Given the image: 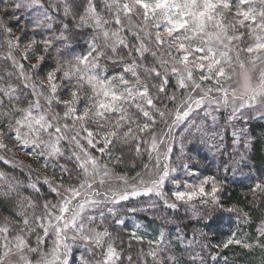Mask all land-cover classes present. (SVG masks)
<instances>
[{
	"label": "snow or ice",
	"instance_id": "snow-or-ice-1",
	"mask_svg": "<svg viewBox=\"0 0 264 264\" xmlns=\"http://www.w3.org/2000/svg\"><path fill=\"white\" fill-rule=\"evenodd\" d=\"M17 11L31 17L24 31L30 24L33 32L50 33L39 40L33 36L22 51L21 37H13L4 19L19 23ZM69 17L71 26L64 22ZM85 28L91 30L87 47L77 51L78 33ZM0 33L7 48L0 56V162L27 167L29 173L25 184L0 170V203L7 202L11 209L10 216L0 219V264H72L77 242L90 257L97 250L100 255L95 261L81 254L80 264H124L104 225L108 216L124 225L117 206L138 197L155 196L171 209L179 202L194 215L198 201L213 211L238 213L248 222V212L236 205L224 207L222 182L214 175L198 177V183L185 180L184 190H179L182 181L174 175L178 168L172 155L174 131L182 125V157L186 136L199 133L201 142L217 137L223 141L219 132L207 130L204 120L197 123L201 111L211 116L213 127L218 119L213 112L221 109L231 108L229 123L244 119L246 112L264 118V0H0ZM53 53L55 67L41 79L42 65ZM30 55L36 61L26 70L22 61ZM228 82L236 86L225 87ZM62 91L67 99H61ZM161 123L165 127L158 130ZM232 136L233 145L250 146L246 128ZM210 147L220 151L223 144ZM125 148L136 157H148L135 176L116 171ZM16 151L52 171L51 177L43 176V183L58 198L55 202L41 192L39 174L36 181L31 179L32 166L15 160ZM180 170L196 175L189 163ZM166 184L177 186L171 197ZM28 189L32 194L24 195ZM250 191L253 198L264 196V181ZM130 239L145 237L133 231ZM164 239L161 231L148 243L159 249ZM178 239L183 242V237ZM230 245L264 254V221L251 242L233 232L217 247ZM148 255L163 264L158 251ZM127 262L132 264L133 257Z\"/></svg>",
	"mask_w": 264,
	"mask_h": 264
},
{
	"label": "trees",
	"instance_id": "trees-1",
	"mask_svg": "<svg viewBox=\"0 0 264 264\" xmlns=\"http://www.w3.org/2000/svg\"><path fill=\"white\" fill-rule=\"evenodd\" d=\"M16 15L22 17L19 23L15 20H9L8 17H4V19L13 30L21 29L20 41H24L23 43H28L33 36L39 40L42 38V35L50 34L44 30L33 32L30 24L28 25V30L24 31L25 24L31 17L29 13L24 12L22 14L20 11H17ZM61 16L62 10L57 14V19ZM64 22L69 23L70 26L74 23L70 17L65 19ZM90 35L91 30L87 28L78 33L75 45L77 51L86 49L87 40ZM6 50L4 35L0 33V56ZM41 51V47L37 46L35 49L36 54H39ZM14 55L19 58L20 53L14 52ZM54 56L55 53L42 65V70L39 73L41 79H44L47 71L55 67ZM33 58H36L35 55H30L28 61H22L25 64L26 70L30 63H35ZM0 64H3L2 60H0ZM169 91H172V89ZM67 98L68 93L62 91L61 99ZM55 110L61 111L59 108ZM205 125L209 132L219 131L223 135V141H219L217 137V140L201 142L199 133L195 136H186L184 138L185 155L181 156L180 143L174 148V156L179 157L173 164L178 168L175 176L191 179V176L186 175L183 170H180L183 163H189L190 168L197 172V175L216 176L222 182L223 190L219 195L224 207L228 208L236 205L248 212V222L244 223L243 218L238 213H229L220 209L213 211L211 205L204 206L198 201H194L197 215L193 214L190 206L184 204L179 205L175 209L163 205H156L153 208L145 207L144 202L135 201L129 207L118 209L119 215L125 220L124 225H116L114 218L111 216H108L104 225L111 232L112 240L117 245L118 251H121L124 264H128L127 257L129 255L133 257L132 264H156L152 257L148 255L151 250L158 251L159 260L163 261V264H201V261L203 264H261L262 255L264 254L258 249H244L238 245H230L225 249L217 247V245H222L233 232L236 233V238L248 239L251 242V238L257 234V228L264 221V196L257 194L253 198L250 191L257 181H264V118L255 116L250 117L245 122L237 120L229 123L224 117H221L216 122L215 127L210 125L209 121L205 122ZM242 128L247 129V135L251 138L250 146L247 149H244L242 144L236 146L232 143L233 131H239ZM157 129H160V124L157 125ZM241 139L243 141V135ZM218 142L223 144L220 151H217L214 147H210V145ZM18 153H22L23 159H26L32 166L31 179L33 181H36L38 174L41 175L40 172H46L45 174H49V176L53 175L51 170L45 171L40 163L30 159L21 151L14 153L16 161H19L18 158L21 156ZM123 153L124 161L122 164L116 166V171L120 173L126 172L129 176H135L136 172H141L143 163H147L146 154L136 157L127 148L123 150ZM119 154L117 152V155ZM8 155L11 157L13 153H9ZM242 155L243 159L241 158ZM188 157H191V160ZM226 168L227 170H225ZM0 170L11 173L25 184L29 181L27 167L20 166L19 168V165L13 167L12 165H5L3 162H0ZM56 177L59 178V173L56 174ZM38 186L41 187V192L45 195L46 199L53 202L58 199L54 193L49 192L48 186L43 181H38ZM167 187V189L172 190L173 186L172 184H168ZM23 194L31 195L32 190L23 191ZM130 207L143 210L128 213L126 209ZM36 212L39 214L40 209L37 208ZM10 215L11 209L8 203H0V219ZM137 225H140V227L137 228ZM133 231H136L138 235L144 236L145 239L143 241L130 239ZM161 231L165 233V239L159 246V249H157L155 245H150L148 241L158 239ZM178 237H183V242ZM189 242L191 243L189 244ZM30 243H35V236L30 238ZM160 249L163 250L161 251ZM81 254H84L85 258L94 259V257H90V254L85 252L82 244L77 243L73 248L72 264H80L79 258ZM214 256L215 259H213ZM169 257H174L175 259L170 260ZM94 260L96 261V258Z\"/></svg>",
	"mask_w": 264,
	"mask_h": 264
},
{
	"label": "rangeland",
	"instance_id": "rangeland-1",
	"mask_svg": "<svg viewBox=\"0 0 264 264\" xmlns=\"http://www.w3.org/2000/svg\"><path fill=\"white\" fill-rule=\"evenodd\" d=\"M21 29L20 30H18V29H15V30H13V37H15V36H20L21 37ZM24 42V41H23ZM22 41H20V45H21V49L23 50V48L28 44V43H23ZM33 60L34 61H36V58H33ZM229 84H231L232 86H236L235 85V83H233V82H228V83H226L225 84V87H228L229 86ZM181 95V93H177V96L179 97ZM175 107V105H169V108H174ZM230 112H231V108H228V109H221L220 111H218V112H216V111H214L213 112V115H216L217 117H218V119H217V121L218 120H220L221 119V117H224L226 120H227V117H228V115L230 114ZM249 115H250V117H255V116H257L256 115V113H255V111H253V112H251L250 114L249 113H247L246 112V114H245V118L244 119H241L242 121H246V120H248L249 118ZM171 118L169 117V120H170ZM196 120H197V123L198 122H200L201 120H204L205 122H207V121H209L210 122V125H212L213 126V122H212V119H211V116H208V117H204V114H203V112L201 111L200 113H199V115L198 116H196ZM216 121V122H217ZM165 126L161 123L160 124V129H163ZM183 125L181 126V127H179V128H176L175 129V131H174V135L177 137V139H176V141H175V143H174V145H173V148H175V147H177V145L180 143V140L181 139H179V137H180V133L182 132V130H183ZM159 129V130H160ZM219 130V129H218ZM217 132H219V131H217ZM19 154V153H18ZM94 154H96V153H94ZM19 155H21L18 159H19V161L20 162H22V164L23 165H30V163L28 162V161H26V159H23L24 158V156H23V154L22 153H20ZM96 155H99V154H96ZM177 158H179L178 156H174V151H173V155H172V162H173V164L176 162L175 160L177 159ZM146 160H147V163H148V157H147V155H146ZM19 168H20V166H19ZM194 171V170H193ZM195 172V171H194ZM41 173V175H39L40 176V179H39V181H43V176L44 175H48L49 176V174H45V173H43V172H40ZM196 173V175H193V176H191V179H187V178H184L183 176H179V177H177L178 179H180L181 181H182V183H181V185H182V187H179V190H184V188H183V181H187L189 184H192V183H198L199 182V179H198V177L199 178H202L203 176H205V175H197L198 173L197 172H195ZM175 175V174H174ZM36 176V175H35ZM50 177H51V175H50ZM167 185L168 184H166L165 185V192H167L168 193V195H169V197H171V192L172 191H175V190H177V186H175V185H172L173 187H172V190L171 189H167L168 187H167ZM135 201H140V202H144L145 203V207H149V205L151 204V203H155L156 205H163V206H165L164 204H163V202L161 201V200H159L158 198H156L155 196H152V197H138V198H135L134 200H132L131 202H122V204L121 205H119V206H117V208L118 209H120V208H124V207H129V206H131ZM170 202H172V200L170 199ZM178 203V206L179 205H181L179 202H177ZM108 206H111V205H108ZM166 207V206H165ZM54 237H50L49 239H48V241H47V244H48V246L50 247L51 246V242H52V239H53ZM50 239H51V241H50ZM77 243H79V242H77ZM45 250H47V248L45 249ZM96 258V261H98L99 259H100V255H99V250H97V254H96V256L94 257V259ZM93 259V258H92ZM93 259V260H94Z\"/></svg>",
	"mask_w": 264,
	"mask_h": 264
}]
</instances>
